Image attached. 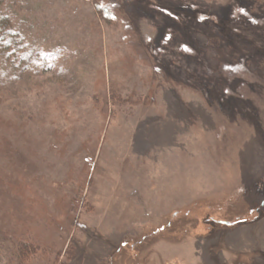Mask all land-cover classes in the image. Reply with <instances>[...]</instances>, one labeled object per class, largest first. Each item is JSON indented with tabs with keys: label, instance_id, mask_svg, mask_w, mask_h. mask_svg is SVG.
<instances>
[{
	"label": "rangeland",
	"instance_id": "obj_1",
	"mask_svg": "<svg viewBox=\"0 0 264 264\" xmlns=\"http://www.w3.org/2000/svg\"><path fill=\"white\" fill-rule=\"evenodd\" d=\"M0 16V264H264V0Z\"/></svg>",
	"mask_w": 264,
	"mask_h": 264
},
{
	"label": "trees",
	"instance_id": "obj_2",
	"mask_svg": "<svg viewBox=\"0 0 264 264\" xmlns=\"http://www.w3.org/2000/svg\"><path fill=\"white\" fill-rule=\"evenodd\" d=\"M21 43L19 34L11 29L8 18L0 16V63L6 62L8 56L16 61Z\"/></svg>",
	"mask_w": 264,
	"mask_h": 264
}]
</instances>
